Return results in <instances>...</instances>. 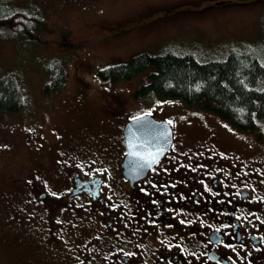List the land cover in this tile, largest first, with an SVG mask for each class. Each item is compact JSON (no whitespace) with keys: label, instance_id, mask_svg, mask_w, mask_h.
<instances>
[{"label":"flooded vegetation","instance_id":"flooded-vegetation-1","mask_svg":"<svg viewBox=\"0 0 264 264\" xmlns=\"http://www.w3.org/2000/svg\"><path fill=\"white\" fill-rule=\"evenodd\" d=\"M88 91L69 115L74 130L57 134L52 150L36 137L1 207L4 229L45 248L49 263L264 264L263 165L215 146L183 147L173 135L130 179L122 167L129 117L119 125L109 97L84 109Z\"/></svg>","mask_w":264,"mask_h":264},{"label":"rangeland","instance_id":"rangeland-1","mask_svg":"<svg viewBox=\"0 0 264 264\" xmlns=\"http://www.w3.org/2000/svg\"><path fill=\"white\" fill-rule=\"evenodd\" d=\"M204 1L207 6L209 0L10 2L34 4L44 18V26L35 40L18 39L0 30V75L14 72L25 91L23 108L0 116V221L5 216L1 207L10 204L19 171L31 162L36 137L43 135L49 142L48 150H52L51 142L59 138L57 134L67 136L72 132L74 120L69 115L82 103L79 97H87V89L89 101L84 100V109L109 97L110 103H117L119 125L125 118L150 113L170 123L183 147L215 146L223 156H239L264 166V122L259 138L256 131L239 130L215 114L176 98L136 100L134 91L146 80L147 71L114 83L96 74L98 68L142 51L189 50L205 59L223 55L238 44L258 48L264 44V0H232L195 9ZM123 25L131 30L119 29ZM53 59L65 63L67 80L60 92L48 96L42 86L49 81L45 68ZM93 124L98 127L96 121ZM18 232L0 224V264H57L45 259V248Z\"/></svg>","mask_w":264,"mask_h":264},{"label":"trees","instance_id":"trees-1","mask_svg":"<svg viewBox=\"0 0 264 264\" xmlns=\"http://www.w3.org/2000/svg\"><path fill=\"white\" fill-rule=\"evenodd\" d=\"M11 1L0 0V30L18 39L35 40L44 26L42 14L31 2L20 6L10 5ZM226 1L232 0H209L207 6L216 7ZM204 3L195 9H206ZM251 45L238 44L223 55L205 59L189 50L142 51L125 61L100 67L96 74L114 83L147 71L146 80L134 91L136 100L176 98L215 114L239 130L256 131L260 138V124L264 122V44L259 48ZM45 69L49 81L43 84L42 92L50 96L62 90L67 71L65 63L57 59ZM18 82L14 72L0 75V116L23 108L25 91ZM109 105L117 111V103Z\"/></svg>","mask_w":264,"mask_h":264},{"label":"water","instance_id":"water-1","mask_svg":"<svg viewBox=\"0 0 264 264\" xmlns=\"http://www.w3.org/2000/svg\"><path fill=\"white\" fill-rule=\"evenodd\" d=\"M126 154L122 161L123 173L128 178H139L155 164L172 143V128L165 119L143 114L130 119L123 127Z\"/></svg>","mask_w":264,"mask_h":264}]
</instances>
